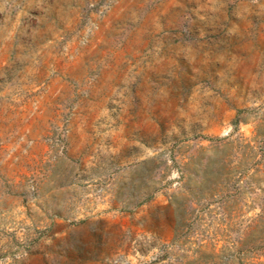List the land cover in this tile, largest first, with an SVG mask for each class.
<instances>
[{"label":"rangeland","instance_id":"rangeland-1","mask_svg":"<svg viewBox=\"0 0 264 264\" xmlns=\"http://www.w3.org/2000/svg\"><path fill=\"white\" fill-rule=\"evenodd\" d=\"M0 264H264V0H0Z\"/></svg>","mask_w":264,"mask_h":264},{"label":"crops","instance_id":"crops-1","mask_svg":"<svg viewBox=\"0 0 264 264\" xmlns=\"http://www.w3.org/2000/svg\"><path fill=\"white\" fill-rule=\"evenodd\" d=\"M103 86L105 85V83L102 84ZM102 95L104 96V93H102Z\"/></svg>","mask_w":264,"mask_h":264}]
</instances>
